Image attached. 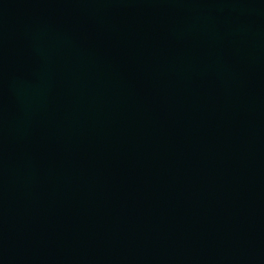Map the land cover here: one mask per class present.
Returning <instances> with one entry per match:
<instances>
[{"label":"water","instance_id":"95a60500","mask_svg":"<svg viewBox=\"0 0 264 264\" xmlns=\"http://www.w3.org/2000/svg\"><path fill=\"white\" fill-rule=\"evenodd\" d=\"M0 264H264V0H0Z\"/></svg>","mask_w":264,"mask_h":264}]
</instances>
